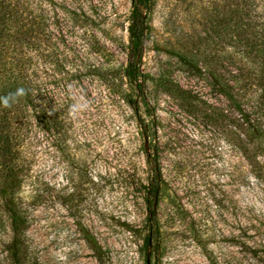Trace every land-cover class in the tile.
I'll return each instance as SVG.
<instances>
[{
    "label": "rangeland",
    "instance_id": "obj_1",
    "mask_svg": "<svg viewBox=\"0 0 264 264\" xmlns=\"http://www.w3.org/2000/svg\"><path fill=\"white\" fill-rule=\"evenodd\" d=\"M237 1L150 0L148 5L141 68L151 78L164 74L196 92L204 100L200 116L210 103L223 102L188 62L196 58L202 65L209 56L216 64L222 56L242 60L244 49L218 36L222 18ZM256 2L264 10V0ZM95 4L106 30L101 37L124 73L132 61L136 0ZM259 24L264 36V21ZM124 80L132 103L103 98L109 89L92 84V98L79 101L86 108L64 116L61 155L51 142L54 133L34 130L25 152L30 170L19 192L27 220L26 262L264 264V180L232 132L220 119L190 117L157 94L153 79L143 83L155 109L150 115L137 84ZM89 103L98 106L95 116L87 113ZM154 149L156 160L148 155ZM13 236L10 215L0 212V264H11L7 246Z\"/></svg>",
    "mask_w": 264,
    "mask_h": 264
},
{
    "label": "trees",
    "instance_id": "obj_2",
    "mask_svg": "<svg viewBox=\"0 0 264 264\" xmlns=\"http://www.w3.org/2000/svg\"><path fill=\"white\" fill-rule=\"evenodd\" d=\"M149 2L136 0L130 27L132 61L123 73L116 53L101 37L106 30L95 0H0V96L18 88L27 92L12 107L0 106V212L10 215L14 232L7 246L11 264H28L24 252L27 220L19 192L30 170L25 152L34 130L54 133L51 142L60 155L64 153V116H74L72 105L82 98H92L88 92L92 84L102 83L109 89L103 98L132 103L123 88L126 76L137 84L140 102L152 115L155 109L143 83L153 79L157 94L167 95L190 117L222 120L220 124L232 132L243 157L264 180V36L258 28L264 10L260 3L237 1L222 18L218 36L224 37L226 45L244 49L242 60L222 56L216 64L215 56H209L201 60L202 65L196 58L188 62L194 75L206 79L223 102L220 107L210 103L200 116L198 108L204 100L196 92L164 74L151 78L141 68ZM95 107L89 105L87 113L95 116ZM148 155L158 158L156 149ZM152 189L157 196V185ZM145 242L149 246V240Z\"/></svg>",
    "mask_w": 264,
    "mask_h": 264
},
{
    "label": "clouds",
    "instance_id": "obj_3",
    "mask_svg": "<svg viewBox=\"0 0 264 264\" xmlns=\"http://www.w3.org/2000/svg\"><path fill=\"white\" fill-rule=\"evenodd\" d=\"M25 95H27L26 90L24 88H18L15 92H10L5 96H0V106L4 108H10L14 103L18 101L20 97ZM84 108H86V105L82 102L72 105L73 113L83 110ZM51 114L52 112L50 111L49 115Z\"/></svg>",
    "mask_w": 264,
    "mask_h": 264
},
{
    "label": "water",
    "instance_id": "obj_4",
    "mask_svg": "<svg viewBox=\"0 0 264 264\" xmlns=\"http://www.w3.org/2000/svg\"><path fill=\"white\" fill-rule=\"evenodd\" d=\"M157 204V199H156V202H155V205Z\"/></svg>",
    "mask_w": 264,
    "mask_h": 264
}]
</instances>
